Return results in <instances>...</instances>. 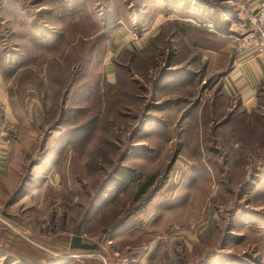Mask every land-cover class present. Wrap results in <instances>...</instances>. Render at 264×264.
Returning <instances> with one entry per match:
<instances>
[{"label": "rangeland", "instance_id": "rangeland-1", "mask_svg": "<svg viewBox=\"0 0 264 264\" xmlns=\"http://www.w3.org/2000/svg\"><path fill=\"white\" fill-rule=\"evenodd\" d=\"M224 2L0 0V264H264V89L195 25Z\"/></svg>", "mask_w": 264, "mask_h": 264}, {"label": "crops", "instance_id": "crops-1", "mask_svg": "<svg viewBox=\"0 0 264 264\" xmlns=\"http://www.w3.org/2000/svg\"><path fill=\"white\" fill-rule=\"evenodd\" d=\"M225 2H227L228 8L230 10V17L228 18L232 20L233 25H236L238 34L235 37V40L231 42L233 47H235V51L232 55L233 66L232 70H230L227 75L224 76L223 90L224 94L228 97H238L242 106L243 113L250 115V113L259 109V92L264 89V56L259 57L250 51L240 52L237 47V39L245 33L243 27L247 15V9L252 8L254 5H256L258 0H226ZM201 19L204 20L203 24H205L206 26L212 25V22H207L206 18ZM201 19L198 23L195 22V25H201ZM232 27L234 28L235 26ZM211 31L213 33L217 32L213 29H211ZM218 36H221L223 39L228 38L227 34L225 33H219ZM188 246L187 251L190 253L192 252V247L189 244ZM158 259H160L159 256L154 255V258L150 259L151 264H154L156 261H158ZM164 261L168 264H174V258L172 256L169 258H165ZM132 263L134 264L133 261Z\"/></svg>", "mask_w": 264, "mask_h": 264}, {"label": "built area", "instance_id": "built-area-1", "mask_svg": "<svg viewBox=\"0 0 264 264\" xmlns=\"http://www.w3.org/2000/svg\"><path fill=\"white\" fill-rule=\"evenodd\" d=\"M244 22L245 33L237 39V47L240 52H252L257 56H264V0H258L256 5L248 8ZM8 133L2 127L0 129V156L6 155V149L10 143Z\"/></svg>", "mask_w": 264, "mask_h": 264}, {"label": "trees", "instance_id": "trees-1", "mask_svg": "<svg viewBox=\"0 0 264 264\" xmlns=\"http://www.w3.org/2000/svg\"><path fill=\"white\" fill-rule=\"evenodd\" d=\"M226 0H223V2ZM225 4H222V6H215L214 9L212 7H210L208 9V7L205 5V12H204V18L203 19H207V22L210 23V21L213 23H219V25L221 24H226V20L228 17H230V10L228 8V4L227 2H224ZM215 11V13H214ZM207 15V16H206ZM200 21V20H199ZM204 21V20H201ZM210 35H212V33H210ZM213 36V35H212ZM214 37V36H213ZM208 50H212L210 48H207ZM216 50V49H215ZM213 50V51H215ZM155 183L154 178H151L150 180H148V182L143 186V188L140 190V193L138 194V197L145 194V192L151 188L153 186V184ZM70 249L73 252H95L97 250L96 246L90 245L88 243H84L80 237H78L77 235L74 236L72 238V241L70 243Z\"/></svg>", "mask_w": 264, "mask_h": 264}]
</instances>
